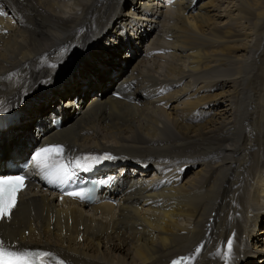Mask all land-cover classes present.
I'll return each mask as SVG.
<instances>
[{"label":"bare ground","instance_id":"bare-ground-1","mask_svg":"<svg viewBox=\"0 0 264 264\" xmlns=\"http://www.w3.org/2000/svg\"><path fill=\"white\" fill-rule=\"evenodd\" d=\"M8 108L0 163L61 143L127 171L90 205L30 183L0 222L9 246L64 264H218L231 239L227 264H264V0H0Z\"/></svg>","mask_w":264,"mask_h":264},{"label":"snow or ice","instance_id":"snow-or-ice-1","mask_svg":"<svg viewBox=\"0 0 264 264\" xmlns=\"http://www.w3.org/2000/svg\"><path fill=\"white\" fill-rule=\"evenodd\" d=\"M64 148L61 145H51L39 150L33 157L32 163L41 172L46 173L53 182L67 183L73 175L74 169L84 167L91 160L113 159L110 155L105 154L103 157H81L74 161L63 163ZM26 177L23 175L0 176V220L10 219L13 210L17 207L18 194L25 187ZM68 195L85 198L83 192H69ZM197 252L200 251L198 247ZM233 251V241L229 239L223 251L225 264L231 258ZM219 254V253H218ZM187 257L174 260L173 264H182ZM0 264H64L54 253L41 250H16L6 246L0 241Z\"/></svg>","mask_w":264,"mask_h":264},{"label":"rangeland","instance_id":"rangeland-1","mask_svg":"<svg viewBox=\"0 0 264 264\" xmlns=\"http://www.w3.org/2000/svg\"><path fill=\"white\" fill-rule=\"evenodd\" d=\"M112 26L115 27V25H112ZM82 72H83V70H82ZM62 78H64V77H62ZM61 80H62V79H61ZM64 84H65V81H62V82H60V83L57 82V83H55V85L52 87V89H50L49 91L52 92V91H54V90L60 89ZM47 93H48V92H45L46 95H48ZM45 94H42V95H41V97H42L41 99H43V97H44ZM31 105H32V104H29V105H27V106L25 107V109H27L28 106H29V108H28V110H27L28 113H30L29 110H30V106H31ZM35 107H36V104H34V108H35ZM34 108H33V109H34ZM260 163H261V162H260ZM261 164H262V163H261Z\"/></svg>","mask_w":264,"mask_h":264}]
</instances>
